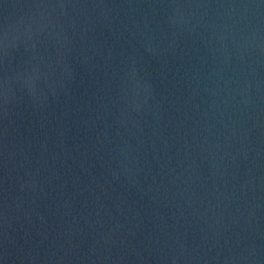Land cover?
Segmentation results:
<instances>
[{
    "label": "water",
    "instance_id": "water-1",
    "mask_svg": "<svg viewBox=\"0 0 264 264\" xmlns=\"http://www.w3.org/2000/svg\"><path fill=\"white\" fill-rule=\"evenodd\" d=\"M0 264H264V0H0Z\"/></svg>",
    "mask_w": 264,
    "mask_h": 264
}]
</instances>
